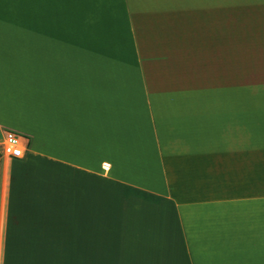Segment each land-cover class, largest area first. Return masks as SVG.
I'll use <instances>...</instances> for the list:
<instances>
[{"label": "crops", "instance_id": "0c3cea01", "mask_svg": "<svg viewBox=\"0 0 264 264\" xmlns=\"http://www.w3.org/2000/svg\"><path fill=\"white\" fill-rule=\"evenodd\" d=\"M196 6L231 45L220 105L141 63V85L123 78L73 14ZM216 105L240 115L241 149ZM0 152V264H264V0H0ZM240 162L252 190H199Z\"/></svg>", "mask_w": 264, "mask_h": 264}, {"label": "rangeland", "instance_id": "374dc122", "mask_svg": "<svg viewBox=\"0 0 264 264\" xmlns=\"http://www.w3.org/2000/svg\"><path fill=\"white\" fill-rule=\"evenodd\" d=\"M185 7L193 8L189 3ZM194 8L195 11L183 12L153 10L128 14L106 10L73 14L75 19L87 22L85 30L91 39L100 42L101 50L123 56V78L141 85V63L142 70L151 67L148 71L150 74L153 72L151 75L154 83H165V87L171 90L169 92L176 94L174 91L182 90L186 99L196 98L220 105L227 100L228 48L231 45H228L225 27L211 25L210 13L197 11L202 6ZM137 57L142 59L138 60ZM217 105L212 108V126L219 127L214 133L240 139V143L235 144L241 149L243 141L240 115L224 113L225 108ZM205 119L203 117V121ZM234 160L236 163L242 158L235 155ZM5 164L0 152V191L4 185ZM12 165L13 163L10 167ZM236 167L234 166L235 169ZM158 175L161 176V172ZM217 176V187H203L199 190L217 194H225L227 191L229 194H241L242 188L252 190L248 187L247 171L246 177L242 172V164L240 171L217 173ZM225 180L228 181V188L224 185Z\"/></svg>", "mask_w": 264, "mask_h": 264}, {"label": "built area", "instance_id": "2783aa9c", "mask_svg": "<svg viewBox=\"0 0 264 264\" xmlns=\"http://www.w3.org/2000/svg\"><path fill=\"white\" fill-rule=\"evenodd\" d=\"M25 148L19 141V135L12 130L4 132L3 142L1 143V152L5 156L20 158L24 155ZM107 163H103V167H107Z\"/></svg>", "mask_w": 264, "mask_h": 264}]
</instances>
